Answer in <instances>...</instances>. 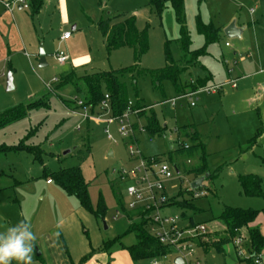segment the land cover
Wrapping results in <instances>:
<instances>
[{"label": "rangeland", "instance_id": "1", "mask_svg": "<svg viewBox=\"0 0 264 264\" xmlns=\"http://www.w3.org/2000/svg\"><path fill=\"white\" fill-rule=\"evenodd\" d=\"M165 5L161 13L151 5V0H45L37 14L32 9L19 10L18 5L12 7L16 13L15 19L23 23L25 43L21 53L14 55V60L19 59L17 66L20 67L13 75L14 90H7L9 71L4 74L6 76H0V115L9 109L32 105L44 98L49 101V108L30 111L26 118L0 130V146L13 147L25 142L43 149L40 162L26 152L0 153V232L23 220L30 223L36 235L35 242L46 236L48 245L58 252L59 242L63 239L72 254L91 245L101 246L103 242L107 243L111 254H124V247L136 244L133 235L124 236L130 226L127 188L132 182L128 179L120 181L118 176L119 172L131 171L135 164L128 144H125L126 139L119 134L118 123L98 124L94 120L87 121L69 115L65 111L66 106L71 104L68 92L72 97L78 94L70 87L56 91L57 83L53 81L60 80L71 69L89 73L110 72L135 64L134 53L129 48L108 53L98 28L101 18L108 17H134L138 30L147 32L149 50L142 56L140 68L150 72L164 69L167 65V43L173 60L180 63V27L171 2L166 1ZM255 6H258V10L254 16H250V10ZM184 7L192 50L204 46V38L197 32L198 18L203 23H212L216 28L230 26L233 22L246 24L254 19L257 24L253 31L251 28L246 33L244 41L227 39L223 31L221 40L210 46L208 55L202 58L207 71L200 67L184 71L181 74L183 84L207 72L213 75L215 84L224 82L228 77V67L234 68L235 61L240 62L239 56L245 54L241 51L238 57L234 55L233 49L238 44L241 48L250 49L249 52L256 57V36L264 56V0H184ZM74 25L77 26L75 32L72 31ZM66 31L71 32L72 38L61 43L60 37ZM226 43L231 48L226 47ZM41 44L48 64L43 68L39 67L37 61ZM59 50L66 51L71 58L66 66L59 65L54 59ZM236 73L237 70L234 71L235 76ZM263 80L264 76L258 79L260 82ZM127 83L133 105L140 104L144 107L141 112L147 114L154 106L160 123L167 125V133L194 124L210 142L208 170L211 175L217 176L205 181L201 190L207 196L195 200L190 189L192 178L187 175L180 178L175 176L166 184L168 198L189 202L195 210L171 207L166 212L170 217L182 218L185 214V219L192 218L196 224L207 226L208 232L212 233L217 229L216 225L222 223L220 216L224 206L259 212L264 210V197L245 196L239 184V177L250 165L246 164L244 158H235L238 151L235 127L259 121L255 106L243 110L241 101L244 95L232 97L239 90L231 91L230 87H225L220 94L215 91L219 94L217 96L200 91L196 97L183 98L173 105L168 101L179 95L171 81H164L161 88L157 89L149 76H143L138 78L135 91L129 80ZM190 92L186 91L185 94ZM192 102L197 104L195 108L191 107ZM234 115H239L236 121L232 117ZM78 126L80 131L77 130ZM210 136H213L211 140ZM139 140L144 157L164 155L165 160L172 163L166 154L172 146L169 137L165 140H150L147 135L141 134ZM257 166L264 169L263 165ZM73 168L80 170L88 184L92 210H97L100 202L104 204L106 212L102 218L97 219L93 211L84 209L75 197L67 196L56 182H47L52 173ZM262 188L264 193V184ZM118 200L126 210L119 206ZM259 217L263 230V213ZM240 237L244 238L241 250H235L237 255L238 251L243 252L244 256L239 258H247L250 254L247 230H243ZM38 248L35 245L34 255L38 254ZM61 249L64 250V247ZM229 252L231 254V249ZM198 256L202 264H225L224 257L215 251L199 253ZM174 260L175 255L171 254L158 261L160 264H174ZM136 263L150 264V261Z\"/></svg>", "mask_w": 264, "mask_h": 264}, {"label": "trees", "instance_id": "2", "mask_svg": "<svg viewBox=\"0 0 264 264\" xmlns=\"http://www.w3.org/2000/svg\"><path fill=\"white\" fill-rule=\"evenodd\" d=\"M171 2L176 21L180 27V37L178 43L182 52V61L188 65L198 64L201 57L207 55L208 48L220 41V29L216 28L212 23H203L200 18L197 19V32L204 38V46L197 50H192V39L186 25L184 0H151V5L155 6L158 12H162L165 8V2ZM43 0H29L30 10L37 14L42 6ZM99 30L104 39L108 53L119 50L121 48H129L134 53L135 64L128 68L112 70L110 72L88 73L87 71L77 72L71 71L67 75H63L56 85V91H63L65 88H73L82 99L86 106H91L92 113H101L99 106L109 96V104L111 107V117L122 116L128 108L131 101L129 98V86L127 81L132 84L133 90H136L137 80L143 76H149L157 89H160L162 83L166 80L171 81L178 94L186 91L197 92L206 89L208 79L197 80L189 84L181 82V69L177 62L172 58L169 49V43L166 46V62L167 65L162 70L147 71L140 68L141 58L149 50V39L146 31H139L136 26L134 17L116 16L113 18L102 19L99 24ZM45 99V98H44ZM40 100L37 103L25 106H18L9 109L0 115V130L8 125L21 121L26 118L30 111L39 110L48 107L49 101ZM69 104L68 106H71ZM144 107L136 103L133 110H139ZM140 116L146 117L145 134L148 138L161 136L166 131L153 109L149 115L141 112ZM176 139L178 148L176 151H169V159L172 163H176L179 170L187 176L199 178L209 173L205 144L194 131L192 126L180 127L176 131ZM128 140L125 144H129ZM188 146V149H185ZM43 149L40 146L28 145L21 142L13 147L0 146V153H21L26 152L34 157L36 161L42 160ZM158 159H161L157 157ZM188 161H192L189 164ZM217 175H210L211 178ZM50 183L56 182L64 192L71 197H75L80 205L88 210L91 208L88 184L85 182L79 169H62L59 172L52 173ZM239 184L242 192L247 197H264L261 180L256 176L244 175L239 177ZM179 195L182 196V193ZM119 206L126 210L124 204L118 200ZM168 206L178 207L182 210H195V207L189 202H177L175 198L169 200ZM106 208L100 202L98 209L93 211L97 219L105 215ZM259 211L244 210L240 208H232L224 206L220 216L221 222L226 226V230L222 233L207 234L198 239V249L206 254L215 251L218 254H224L225 247L232 245L243 230L248 233V251L249 257L245 261L246 264H254V259L263 256L264 252V236L260 233L258 227L253 225L260 216ZM141 209L129 211L127 216L130 220V226L124 236L131 234L136 238V244L131 247H124L133 261L154 260L166 257L172 253V250L162 245L155 237H153L148 229L149 220L145 218ZM185 218V214H183ZM136 220L137 222H134ZM191 226L196 225L192 218L189 219ZM122 236V237H124Z\"/></svg>", "mask_w": 264, "mask_h": 264}, {"label": "crops", "instance_id": "3", "mask_svg": "<svg viewBox=\"0 0 264 264\" xmlns=\"http://www.w3.org/2000/svg\"><path fill=\"white\" fill-rule=\"evenodd\" d=\"M12 1L13 0H0V76H2V77L6 76L4 74H6L7 71L12 72V74L15 75L16 72L19 70L20 67L17 66V64L19 63V59L14 60V58H15L14 55L21 53L23 45L25 43L24 42V31H23L24 26H23V23L21 22L20 19H18L19 21L17 20V18L15 19L16 13L12 9V7L14 5L12 4L10 8H7L5 5V2H12ZM44 1L45 0H43L41 9L44 5ZM20 8L21 7L19 6V10H24V9H22V8L20 9ZM257 8H258V6H255L254 9L250 10V12H251L250 16H254L256 14V12L258 10ZM28 10H30V9H28ZM108 18H112V17H108ZM101 20H102V18H101ZM252 22H254V23H252ZM252 22H248L246 24L235 22L236 27L239 29H242L243 31H242V34L240 35V37L234 38V40L237 39L238 41H244L246 33L251 28L253 31V28L255 29V27H256L257 20L254 19ZM227 27H228V25L225 27L218 28V29H220V40H221L223 31ZM98 28H99V26H98ZM72 31L73 32L77 31L76 25L73 26ZM64 33H70L71 34V32H69V31H66ZM224 37H226V36L224 35ZM61 38H62V36L60 37V42L66 43L67 41H69L72 38V34L68 40L62 41ZM230 40H233V39H230ZM103 41H104V39H103ZM258 41H259V38H258V36H256L255 37V43H256V47H257L256 57L254 56L253 53L249 52L250 49H245L244 47L241 48L240 44L237 45V48L233 49V53L236 57H238V54L241 51H243V53H245V54H244V56H241V55L239 56L240 62L235 61V64H234L235 67L234 68L228 67V70H227L228 77H227V80H225L224 82H221L219 84H215L214 79H213V75L210 72L209 73L207 72V74L202 76V77H198V79H196V80L191 79L190 82L208 79V83L206 84L207 88H210V86H212V87L221 86L217 90V92L219 94L223 92V89L225 87H230L231 91H235V90L238 91L239 90L238 93L232 95V97L236 98L238 96L244 95V98L241 101V105L244 107L243 110L245 111L247 108L251 109L253 106H255V110L258 114V120L259 121H257L256 124H255V122H252V124H250V125H248L247 123H244L242 126L237 125L238 128L235 127V130L237 132L236 133L237 134L236 140H237V147H238L237 148L238 151L235 155L236 156L235 158H237V160L244 158L246 164L250 165V167H248L245 170V172L243 173V175H241V176H244V175L256 176L261 180V184L263 187L264 169H262V167L257 166V165H263V167H264V80H263V82L258 81L259 78L264 76V56L262 54V51H260L262 49H260L261 45H260V42H258ZM204 43H205V41H204ZM226 47L231 48V46L228 45V43H226ZM191 49H192V47H191ZM195 50H197V49H195ZM59 51H62V50H59ZM64 52L69 56V54L66 51H64ZM207 55H208V52H207ZM207 55H205V56H207ZM236 57L234 58V60L236 59ZM243 57H245V58H243ZM202 58L203 57H201L198 64H195V65L186 64L185 61H182V58H181L180 63L177 62V64L181 69H184V71H186L192 67H200L202 70L207 71L206 68L202 64ZM37 61L39 64V54L37 56ZM70 61H71V58L69 56L68 62L62 66H66ZM47 66H48V64H47ZM235 70H237V72H238V74L236 73L237 74L236 76L234 75ZM71 71H73V69H71L69 72H66L64 75H67ZM190 82H186L184 84H189ZM211 84H213V85H211ZM233 85H235V87ZM66 89L67 88H65L64 90H66ZM200 91H204V89L198 90L197 92H190L189 94H184V93L178 94L179 96L177 98L173 99V100H176V102L172 103V104L175 105L177 103V101H179L183 98L192 99L196 95V93H198ZM217 92H212L210 94L212 96H217V95H219V94H217ZM187 95H190V96H187ZM184 96H186V97H184ZM68 97L71 98L70 102L72 101V99L76 98V97H72L70 92H68ZM171 101H168V102H171ZM196 102H198V99L196 100ZM192 103H194V102H192ZM192 103H191V107L195 108L197 106V104L194 103L195 105L192 106ZM235 107H237V106H235ZM152 108L154 110V106H152ZM65 111L70 115V113L66 109H65ZM147 115H149V114H147ZM240 115H242V113ZM237 116H239V115L232 116V117H235L234 121L237 120V118H238ZM132 121L135 124L134 128L137 130L138 128L145 126L146 117L140 116V114H137V115L132 117ZM143 121H144V123H142ZM101 124H105V123H101ZM106 124H108V123H106ZM109 124H111V123H109ZM186 126H192L194 128V131H196V133L199 135V137L201 138V140L205 144L206 153H207L208 158H209L208 152L210 149L209 148L210 142L209 143L207 142V140L204 137V134L200 133V131L197 130V127L194 124H188ZM164 127L167 128V125H164ZM183 127H185V126H183ZM177 129L178 128H175L174 132H169V133H167L165 131V133H163L161 136L155 137L152 140H154V139H164L165 140L169 137V139L171 140L170 144L172 145L169 148V151L174 152L178 148V142L176 139ZM80 130H78V131H80ZM144 135H146V134H144ZM140 137H141V133H137L136 142L138 145L140 144V140H139ZM211 138H213V136L212 137L210 136L209 140H211ZM149 139L151 140V138H149ZM259 151H260V153H258ZM211 152H213V151L211 150ZM166 154H168V153H166ZM155 157H159V158L165 160L164 155H158ZM258 159H260L261 162L258 161ZM207 161H208V159H207ZM188 162H189V164H192V161H188ZM168 163H170V162H168ZM134 164L136 165L137 162L134 161ZM171 164L175 165L177 170L179 171L178 174L176 173L177 177L180 178L181 176L185 175L184 173H182L179 170L176 163H171ZM179 175H181V176H179ZM210 175H211V173L209 171V173L205 174L202 177H205V181H206V180L212 179L210 177ZM202 177H199V178H202ZM190 178H192L191 183L198 179V178L195 179L193 177H190ZM205 181H204V183H205ZM204 183H203V185H204ZM201 189H198V190L202 191ZM193 191H197V190H192V197H193ZM206 196H207V193L205 192L204 197H206ZM204 197H202V198H204ZM199 199H201V198H199ZM171 207L172 206H167L164 209L165 215H168L166 212H168L171 209ZM259 219H260V217H258L256 223L253 226L258 227L260 230V233L264 236V229L262 230V228L259 224L260 223ZM196 225H200V224H196ZM201 225H203V224H201ZM188 226H191L190 220L189 219L187 220V219L182 217L181 221H180V227L185 228ZM216 226H218L217 229H214V231L212 233H208V234L222 233L226 230V226L223 223H220ZM45 237L38 239L37 242L34 243L35 245H37L39 247L38 248V254H35V255L33 254L34 264H138V263H136V261H133L130 258L129 254L125 251L124 248L122 250V251H124V254H122V253L116 254V255L111 254L110 249L107 247L106 242H103L101 246L93 247L91 245L90 247H88L87 249H84L82 251L80 249V252H75V253H73L74 254L73 255L71 253V249L65 243V240L61 239V241L59 242L58 252H56L55 249L52 248V245H50V244L48 245V242L46 241ZM62 246L64 247V250L61 249ZM197 246H198V244H197ZM235 248L236 247H235L234 242H233L232 245L225 247L224 254H220L222 257H224L225 264H246L245 261L248 258H245V257L239 258L238 257L239 255H237ZM230 249H231L232 255L229 252ZM199 253H202V251L200 249H198V247H197L195 260H198L201 262V260L198 256ZM229 254L231 255V257H229ZM262 255L264 256V252L262 253ZM177 258H179V257H177L175 255V259H177ZM154 260L158 261L159 259H154ZM149 261H150V264H152L153 260H149ZM194 262H195L194 260L189 261V264H194ZM12 264H16V263L12 262ZM184 264H185V262H184ZM201 264H202V262H201ZM263 264H264V261H263Z\"/></svg>", "mask_w": 264, "mask_h": 264}, {"label": "built area", "instance_id": "4", "mask_svg": "<svg viewBox=\"0 0 264 264\" xmlns=\"http://www.w3.org/2000/svg\"><path fill=\"white\" fill-rule=\"evenodd\" d=\"M19 5L22 9L28 10L30 8L28 0H13L12 2H5L7 8L11 5ZM70 33L62 35V41L70 38ZM54 59L59 65H65L69 56L64 51H58L54 55ZM54 83H58L54 79ZM235 87V85H233ZM221 86L210 87L204 89L205 92L212 93L217 91ZM51 90V88H49ZM190 96V95H187ZM186 97V96H184ZM172 100L171 103H175ZM71 106H66V110L70 115L81 118L83 120H94L96 123H118L119 134L126 140H133L128 144L131 159L137 164L129 172H119L120 181L127 179L132 182L127 188V195L129 198L128 208L130 211L141 209L145 214V218L149 220L148 229L150 234L155 237L162 245L169 247L172 250L171 254L182 258L185 264L189 261H195L194 264H201L200 261L195 260L196 248L198 239L207 235L208 228L205 225H194L188 227H180L181 218L170 217L164 214V209L169 204V198L166 188V183L172 181L176 176V166L168 163L166 160L158 159L157 157H144L139 145L136 142L137 133L145 134V128L140 127L137 130L134 128L135 124L132 117L137 115L140 111L133 110V103L130 101L125 113L120 117H111V107L109 104V96L101 102L99 110L101 113H92L91 106H86L84 101L78 97L72 99ZM195 104L192 103V106ZM80 130V126L77 127ZM108 132V131H106ZM108 139H111L108 136ZM152 140V139H151ZM188 149V146H185ZM116 173V172H114ZM181 176V175H179ZM50 183V182H49ZM205 196L203 191H193V198L199 199ZM242 237H238L234 241L237 249L243 243ZM241 256L243 252L238 251ZM242 256V257H243ZM249 255L247 256V258ZM263 256H258L254 259V264H263ZM152 264H160L157 260H153Z\"/></svg>", "mask_w": 264, "mask_h": 264}, {"label": "clouds", "instance_id": "5", "mask_svg": "<svg viewBox=\"0 0 264 264\" xmlns=\"http://www.w3.org/2000/svg\"><path fill=\"white\" fill-rule=\"evenodd\" d=\"M35 240L30 223L23 220L0 232V264H34Z\"/></svg>", "mask_w": 264, "mask_h": 264}, {"label": "water", "instance_id": "6", "mask_svg": "<svg viewBox=\"0 0 264 264\" xmlns=\"http://www.w3.org/2000/svg\"><path fill=\"white\" fill-rule=\"evenodd\" d=\"M21 9V8H20ZM242 29H239L236 27V23L233 22L232 24H230V26H228L225 30H224V35L226 36L227 39H234V38H238L240 37V35L242 34ZM47 66V62H46V53L44 51V47L41 44L40 46V51H39V67L43 68ZM7 90L8 91H12L14 90V79H13V74L12 72H9L7 75ZM176 173L178 174L179 171L176 169ZM205 181V177L202 178H198L197 180H195L194 182H192L190 184V188L192 190H198L201 189L203 187V183ZM104 229L106 230V224L104 223ZM174 264H184V261L182 260V258H177L174 261Z\"/></svg>", "mask_w": 264, "mask_h": 264}]
</instances>
